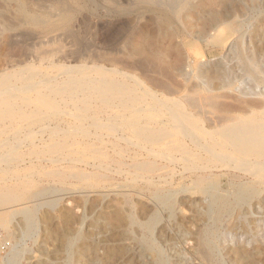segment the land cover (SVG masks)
Segmentation results:
<instances>
[{
  "label": "rangeland",
  "instance_id": "rangeland-1",
  "mask_svg": "<svg viewBox=\"0 0 264 264\" xmlns=\"http://www.w3.org/2000/svg\"><path fill=\"white\" fill-rule=\"evenodd\" d=\"M189 3L176 16L140 0H0V70L10 69L12 63L23 61L40 71L41 75L64 77L60 73L64 66L84 64L85 71L97 76L99 71L94 69L95 66H104L111 68L106 70L108 77L129 83L139 96V103L146 105L153 95L175 96L176 92L169 95L168 88L173 91L178 85L144 70V65L140 67L138 63L144 62L137 60L133 49L149 42L150 34L154 37L153 45H167L169 38L165 37L164 32H171V43L182 52L183 63L190 58L195 66L205 63L211 69L206 70L212 76L209 80L217 82L214 70L223 62L230 47L235 45L236 37L243 35L246 40L243 39V47L251 53L255 47H260L258 40L260 32L264 30V0H191ZM19 9L37 15L41 22L30 23L26 16L19 14ZM231 10L234 11L236 24L231 31L224 27V32L230 34L224 46H207L191 34L188 25L191 14H228ZM14 39L16 43L12 42ZM174 50L173 54L176 52ZM200 53L202 56H199ZM258 56L264 59V52ZM232 64L233 61L229 63L230 66ZM76 72H80L79 68H76ZM232 73L234 76L239 74L236 89L249 82L247 76L240 75L236 66L232 68L230 77ZM151 80H156V83ZM177 82L183 84L182 76H178ZM198 82V78L192 75L183 84L187 85L186 90H182L195 95ZM159 84H166L168 88L162 89ZM55 100L66 110L61 117L62 125H67L65 121L73 120L66 114L71 112V104L58 96ZM90 100L98 107L108 104L93 97ZM111 110L123 111L117 103ZM87 128L89 133L83 138L93 143L97 148L95 152L82 156L74 152L71 159L69 151L65 149L40 153L39 158H33L34 167L26 173L30 182L27 192L21 195L18 202L0 208L4 221L8 223L11 220V229L17 228L16 238H10L12 244L26 246L18 264H142L139 240L145 232L138 223H132V219L144 221L156 210L161 211V218L155 225L153 236L165 254L167 264H264V192L260 200L245 206L243 214L236 212L217 223L211 237L215 256L209 261L197 251L195 243V232L209 222L200 213L205 207L202 195L179 193L176 212L168 216L156 204L151 192L153 188H165L163 180H156L151 191H135V187L144 183L125 164L132 158L131 131L118 128L122 134L115 138L106 129H96L88 124ZM51 142L50 139L45 142L37 139L41 148ZM28 147L24 142L20 151L27 152ZM99 151L105 153L107 158H100ZM81 159L91 162L105 159L103 163L107 166L100 168L99 175L89 180L67 175L58 178L45 173L54 169L69 173L83 168ZM2 177L6 178V182H12L11 172L0 171ZM176 182L177 179L170 184L171 187H176ZM44 187L50 189L40 200L30 198L31 191ZM50 200L53 202L45 203ZM35 205H38V209L34 226L23 231L21 221L17 223L21 219L20 213L13 217L12 213L34 208ZM0 229L7 234L6 229ZM3 258L0 264H6ZM149 258L150 254L142 257L143 260Z\"/></svg>",
  "mask_w": 264,
  "mask_h": 264
},
{
  "label": "bare ground",
  "instance_id": "bare-ground-1",
  "mask_svg": "<svg viewBox=\"0 0 264 264\" xmlns=\"http://www.w3.org/2000/svg\"><path fill=\"white\" fill-rule=\"evenodd\" d=\"M140 1L177 16L182 8L190 5L191 0ZM19 14L26 16L30 23L41 22L37 15L27 10L19 9ZM220 14H191L188 23L191 34L207 46H224V42L230 38V34L224 32V27L231 31L236 21L233 10L228 14ZM164 35L169 38L167 45H153L154 37L150 34V41L136 47L132 53L137 55L138 61L144 62L138 63L140 67L144 65V70L176 82L174 84L178 88L172 91L166 84H159L162 89L168 88L169 95L175 92L176 95H153L146 105L139 103V96L129 83L108 77L106 70L111 68L104 66H95L94 69L99 71L97 76L85 71L84 64L64 66L60 72L64 77L41 75L40 71L23 61L12 63L10 69L0 70V171L11 172L12 180L8 183L6 178H0V208L18 202L21 195L27 192L30 182L26 173L34 167L35 156L39 158L38 155L47 150L65 149L69 151L71 159L74 152H79L81 156L95 152L97 148L93 143L83 138L89 133L87 124L96 129H106L115 138L122 134L118 128H127L132 133V158L125 164L144 183L134 186L135 191H151L156 180H163L166 187L153 188L151 192L156 204L168 216L176 212L179 193L192 196L200 193L205 201L204 210H200V213L209 222L195 232L196 248L209 261L215 256L211 237L217 223L236 212L238 215L243 214L245 206L260 200L264 192V59L258 56L264 52V30L259 34L260 47H255L252 53L243 47V35L236 37L235 45L230 47L223 62L214 70L217 82L209 80L212 76L206 70L211 69L205 63L195 66L192 58L183 63L182 52L171 43L172 33L164 32ZM12 42L16 43V40ZM196 51L193 50L195 54ZM201 53L199 56H202ZM235 66L241 76L245 75L249 79L238 89L235 84L239 82V74L234 76L232 73L230 77ZM76 68L80 72L77 73ZM179 75L182 76L183 84L192 75L198 78L199 88L195 95L184 92L187 85L177 82ZM57 96L71 104V112L66 114L73 120L65 121L67 125H62L61 115L66 110L58 105L55 100ZM92 97L108 104L98 107L92 104ZM116 103L123 111L111 110ZM37 139L42 142L50 139L52 142L41 148L38 147ZM98 139L101 140L99 135ZM24 142L29 145L27 152L20 151ZM98 154L100 158H107L105 153L99 151ZM103 160L91 162L81 159L83 168H76L69 173L59 169L45 173L58 178L67 175L89 180L99 175L100 168L107 166ZM175 179L177 186L171 187ZM49 189L33 190L29 196L40 200ZM37 209L38 205L15 210L12 217L20 213L21 219L17 223L21 221L23 231H28L34 226ZM1 214L0 228L6 229L7 237L16 238L17 228L11 229V220L6 223ZM160 214L161 211L156 210L144 221L132 219V223H138L145 232L139 240L142 264H167V258L153 236ZM10 249L6 257L0 255V259H5L6 264H18L26 246L12 244ZM146 254H150V258L143 260Z\"/></svg>",
  "mask_w": 264,
  "mask_h": 264
},
{
  "label": "built area",
  "instance_id": "built-area-1",
  "mask_svg": "<svg viewBox=\"0 0 264 264\" xmlns=\"http://www.w3.org/2000/svg\"><path fill=\"white\" fill-rule=\"evenodd\" d=\"M12 246V240L0 229V255H5Z\"/></svg>",
  "mask_w": 264,
  "mask_h": 264
}]
</instances>
